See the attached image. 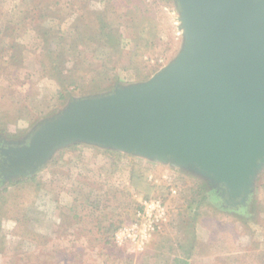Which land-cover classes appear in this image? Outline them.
Segmentation results:
<instances>
[{"label":"rangeland","instance_id":"rangeland-1","mask_svg":"<svg viewBox=\"0 0 264 264\" xmlns=\"http://www.w3.org/2000/svg\"><path fill=\"white\" fill-rule=\"evenodd\" d=\"M68 2L0 0V137L7 141L24 139L70 99L149 79L180 49L174 0ZM35 6L44 9L38 14ZM91 12H101L111 38L83 29ZM41 27L63 37L49 41L67 62L60 70L39 56ZM15 46L22 51L13 59ZM134 165L144 174H133ZM152 200L166 208L161 227L135 244L117 238L121 227H140L136 213ZM193 220L190 264H264V165L245 206L226 209L215 188L190 171L70 145L31 177L0 179V264H172L181 252L176 239Z\"/></svg>","mask_w":264,"mask_h":264},{"label":"water","instance_id":"water-1","mask_svg":"<svg viewBox=\"0 0 264 264\" xmlns=\"http://www.w3.org/2000/svg\"><path fill=\"white\" fill-rule=\"evenodd\" d=\"M182 43L145 81L70 99L20 141L0 137V179L31 177L85 144L197 174L245 206L264 165V0H174Z\"/></svg>","mask_w":264,"mask_h":264},{"label":"trees","instance_id":"trees-1","mask_svg":"<svg viewBox=\"0 0 264 264\" xmlns=\"http://www.w3.org/2000/svg\"><path fill=\"white\" fill-rule=\"evenodd\" d=\"M70 1L71 0H69L67 6H68V8H70V7L73 8V5L71 4ZM24 4H25V2H24ZM55 4L58 5V2H56ZM34 9L39 14L44 9V7L35 6ZM34 9L32 10V12L34 11ZM72 12H74V11L72 10ZM94 13L95 12H91L90 13V17L94 19L95 24L93 22V19L91 21L88 20V21H86V25H85V27H83V29L85 31L91 29L92 32H96L95 35L99 38V40H103L106 37L107 38H111L110 37L111 33H107V31H105L106 30V28H105L106 26L104 24L103 18L100 19L101 12L95 13V14ZM37 32L39 33V36H40L39 37L40 38V42L42 43V45H44V50L42 52H40L39 56H42L44 59L46 58L47 61L50 63V65H52V68L56 69L54 71H57V68H58L59 65H61V66H62V64L65 65L67 62H65V60L63 59L62 51L61 50H57L58 53H56V51H55L56 49H53L51 47L52 44L49 45V41H50V38L52 36H55V38H59L61 40H63V37L58 35L59 34L58 28H57L56 31H53L52 28H44V27L42 28L41 27V28L37 29ZM78 34H79V37H81L82 41H83V38H85L86 35L82 34V33H78ZM16 48H17V46H15L13 48L14 51L10 54V57L13 58V59H15V55H16V57L19 56V54H20L19 51H22L21 47L19 48V46H18V49H16ZM57 60H59V64H57ZM60 67L58 68L59 70H60ZM131 169H132L133 174H135V175H139V174L142 175V173L144 174V172H145V169L141 168V166H136L135 167V165H134L133 168H131ZM22 217H23V215H22ZM23 218H25V217H23ZM14 220H19V218L18 217H14ZM194 221L195 220H193L186 227H184V235H182L181 238L176 239L178 242L181 241V244L178 247V249L181 252H180L179 258H175L173 260L172 264H190L188 262V259L190 258L192 252H194L193 250H195V248H196V241H197L196 240V235H195L196 228L194 227L195 226V222ZM112 232H114V231L112 230ZM190 252H191V254H190Z\"/></svg>","mask_w":264,"mask_h":264},{"label":"built area","instance_id":"built-area-1","mask_svg":"<svg viewBox=\"0 0 264 264\" xmlns=\"http://www.w3.org/2000/svg\"><path fill=\"white\" fill-rule=\"evenodd\" d=\"M143 210L138 211L136 213V219H138V222H141L140 227H138V224H132L127 227H121L118 229L117 234L115 235L117 238L123 239L126 237L127 241H130L131 243H137L142 242V240L147 238V234L149 232L157 230L159 227H161V224L164 223L165 219V211L166 208L161 206V202L158 200H152L151 202H144Z\"/></svg>","mask_w":264,"mask_h":264},{"label":"crops","instance_id":"crops-1","mask_svg":"<svg viewBox=\"0 0 264 264\" xmlns=\"http://www.w3.org/2000/svg\"><path fill=\"white\" fill-rule=\"evenodd\" d=\"M159 233V231H157L156 233H154L155 235L156 234H158ZM154 234H152V235H154ZM154 235V236H155ZM146 239H148V237L146 238ZM150 240V239H149ZM148 240V241H149ZM148 241H147V243H148ZM147 243H146V245H145V243L141 246V251H144L145 249H146V246H147ZM147 252H148V249L146 250ZM147 252H145V253H147ZM188 262H189V259H188ZM190 263V262H189Z\"/></svg>","mask_w":264,"mask_h":264},{"label":"flooded vegetation","instance_id":"flooded-vegetation-1","mask_svg":"<svg viewBox=\"0 0 264 264\" xmlns=\"http://www.w3.org/2000/svg\"><path fill=\"white\" fill-rule=\"evenodd\" d=\"M220 201V200H219Z\"/></svg>","mask_w":264,"mask_h":264}]
</instances>
